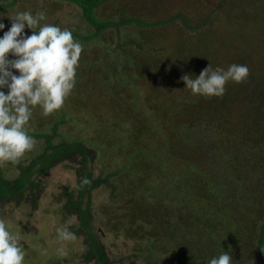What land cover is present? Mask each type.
Listing matches in <instances>:
<instances>
[{
	"label": "trees",
	"instance_id": "16d2710c",
	"mask_svg": "<svg viewBox=\"0 0 264 264\" xmlns=\"http://www.w3.org/2000/svg\"><path fill=\"white\" fill-rule=\"evenodd\" d=\"M67 1L82 8L91 27L88 34L79 27L72 30L83 45L82 52L104 36L113 41L115 35L121 40L120 45L105 44L107 55L101 60L99 54L92 62L99 69L98 77L109 69L110 75L99 81L108 97L105 99L119 97V87L128 97L126 104L115 107L110 103L109 107L103 101L101 110L108 109V114L114 112L115 116L107 115L103 120L99 114L94 119L91 116L92 126L104 123L97 132L108 129L107 140L69 138L57 131V125L51 133L29 132L36 139L44 138L46 145L28 163H16L19 174L14 178L0 167V201L21 200L30 187L37 186L36 175L78 157V184L65 191L64 209L75 210L80 220L78 232L89 245L86 256L94 257L96 264H115L93 227L92 193L103 185L112 189L114 198L127 199L129 217L125 218L139 220L144 229L147 225L145 236L151 251L147 245H140L138 251H147L148 264L159 263L155 256L162 248L174 252L178 264H207L224 250L230 251L237 264H264V71L255 70L257 62L252 58L262 60L263 47L258 45L261 51L256 55L242 54L241 48L233 53L234 62L247 64L250 74L240 84L229 82L222 97L193 95L176 103L182 99L176 92L185 87L184 83L180 87L182 76H198L209 62L214 68H227L203 50L194 34L192 40L183 42L186 31L195 33L208 19L200 20L197 29L186 20L180 27L183 30L175 28L182 38L168 39L164 45L165 41L157 39L162 36L152 34L158 26L162 30L165 19L151 24L142 16H128L123 11L116 16L103 15L102 5L114 0ZM19 2L0 1V14ZM126 61L133 62V71H126ZM79 74L77 70V77ZM149 86L157 90L154 105L143 94ZM151 108L153 114L148 112ZM160 132L164 135L157 140L155 135ZM99 154L104 156V164L96 175L91 164ZM85 177L90 183L82 185ZM105 212L109 214L108 208Z\"/></svg>",
	"mask_w": 264,
	"mask_h": 264
},
{
	"label": "rangeland",
	"instance_id": "374dc122",
	"mask_svg": "<svg viewBox=\"0 0 264 264\" xmlns=\"http://www.w3.org/2000/svg\"><path fill=\"white\" fill-rule=\"evenodd\" d=\"M23 10L32 11L34 14L44 13L45 20L41 22L42 24H58L70 31L79 27L87 34L89 33L87 31L91 29L82 8L75 3L67 0H20L18 4L8 7L4 12L1 11L0 16H2L5 24L4 31H7L11 24L8 16H13L17 11ZM101 10L103 15L109 16H116L122 11L126 12L128 16H142L151 24L165 19L167 24L160 26L162 30L158 26L156 33L152 34L162 36L157 39L159 42L165 41L164 45L168 39L178 41L182 38L183 34L175 28L182 29L180 27L186 24L184 23L186 20L191 21V26L197 29L200 20L204 22L208 19L198 29L201 31L199 34L195 35L198 30L195 33L186 31L183 42L185 39H191L192 34H194L193 38H197L202 43L203 50L214 57L220 63L218 65L224 67L235 63L233 53L240 48L241 51H238L242 54L253 52L255 55L261 51L258 45L264 49V0H114L104 3ZM191 16L195 21L189 18ZM174 17L176 18L173 19ZM171 19L173 23L168 21ZM25 32L28 35L31 34V30L28 28L25 29ZM113 36V41L104 36L100 42L92 41L86 46L87 49L85 53L82 52L79 61L78 70H80V74L76 77L75 87L64 105L49 115H43L39 107L34 108L32 118L27 126L29 132L33 133L39 130L51 133L57 125V131L69 138L90 139L92 141L106 139L108 129L105 128L97 132L101 126H104V123L98 121L97 127L92 126V118H97V114H99L100 120H103V117L107 115L115 116L114 112L108 114V109L101 110V103L105 101L109 107H111L110 103L118 107L121 104H126L128 97L125 96L124 89L119 90L118 87L116 91L119 97H112L113 100L105 99L108 97L105 96L104 87L99 81L102 77L110 75V72L109 69L102 70L98 77L99 69L94 67L96 63L92 62V59L100 54L102 60V56L107 55L105 47L109 41L114 46L120 45L121 40L115 35ZM75 38L77 39V37ZM155 51L160 53V50ZM131 55L137 56V53ZM255 57H252L257 62L255 70L264 71V57L262 60L258 56ZM107 59L109 62L111 61L109 56ZM253 59L249 60V64L254 68ZM126 64L127 66H124L126 71H133V62L126 61ZM262 68L263 70H261ZM249 69L251 68L249 67ZM261 74L262 80H264V73ZM255 75L256 77L259 76L257 72ZM149 77L150 75L147 77L148 82L152 83ZM183 83L182 81L180 87ZM99 93L101 97H104H97ZM143 94L146 95L145 97H150L151 103L154 105L153 99L157 97V90L149 86L144 88ZM176 94L178 98H182L178 99L176 103L183 101L184 98L193 97L191 90L187 88H180ZM97 105H99L98 108ZM175 108L178 107L175 106ZM179 108H183V106ZM152 111V108L148 110L150 114H153ZM116 117L122 118L121 115ZM59 119L63 120L55 122ZM193 126L195 127V125ZM163 135L164 133L160 132L155 137L158 140L160 137L162 139ZM45 145L46 140L44 138L36 139L34 149L26 153L19 161L28 163L33 156L38 155L43 150ZM79 161L80 159L76 157L57 164L40 176L36 175L37 186L30 187L21 200L15 197L7 202L0 201V219L6 221L9 230L17 235L24 245L25 264H96L94 257L88 258L86 256L89 245L84 234L78 232L80 220L75 210L64 209L67 199L65 191L76 188L78 184L76 169L80 166ZM103 161L104 156L99 154L98 158L91 164L96 175L101 173ZM16 163L0 162V167L9 178H14L19 174ZM123 198H114L112 189L106 185L93 191L94 230L115 264H148L146 262L147 251H138L140 245H147L148 250L151 251L149 238L145 236L148 227L146 225L144 229L139 220L130 222L128 218H125V216L129 217V212L125 205L127 199ZM106 208H108L109 214H106ZM57 228H68L74 234V238L68 241L61 240L58 237ZM173 253L166 248L158 250L155 256L159 260L158 264H178L180 261L177 262ZM201 255L205 256L204 252Z\"/></svg>",
	"mask_w": 264,
	"mask_h": 264
},
{
	"label": "clouds",
	"instance_id": "9594fccd",
	"mask_svg": "<svg viewBox=\"0 0 264 264\" xmlns=\"http://www.w3.org/2000/svg\"><path fill=\"white\" fill-rule=\"evenodd\" d=\"M5 24L0 16V162H18L36 146V138L27 126L33 110L43 115L59 110L76 84L83 45L68 28L41 23L42 12L17 11ZM31 30L28 35L25 29ZM250 74L247 64L233 63L227 68L209 64L198 76L181 77L193 95L222 97L229 82L240 84ZM90 181L85 177L81 184ZM58 237L68 241L74 234L68 228H57ZM0 264H25L24 245L0 219ZM207 264H237L230 251L213 256Z\"/></svg>",
	"mask_w": 264,
	"mask_h": 264
}]
</instances>
